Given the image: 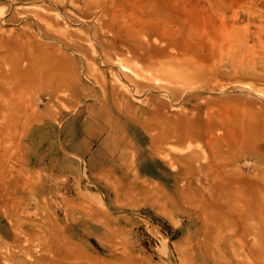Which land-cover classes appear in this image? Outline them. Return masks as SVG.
Listing matches in <instances>:
<instances>
[{"label": "rangeland", "instance_id": "rangeland-1", "mask_svg": "<svg viewBox=\"0 0 264 264\" xmlns=\"http://www.w3.org/2000/svg\"><path fill=\"white\" fill-rule=\"evenodd\" d=\"M75 2L87 13L73 16L68 7ZM175 2L185 13L196 15L199 44H203L198 54L204 63L202 76L212 87L196 94L202 116L214 125L209 136L219 135L225 124L249 117V106L258 111L264 109V75L261 76L264 0H168L169 6ZM150 3L149 0H0V79L5 75L12 83L16 82L13 99L32 105L8 110V118L0 119V132L10 133L0 150V241L10 240L9 233L24 227L33 243L46 240L66 253L67 257L61 260L64 264H189L190 246L199 236L196 230L204 220L202 210L214 206L219 211L229 206L227 199L216 206L210 200L218 193L226 196L227 192L218 188L198 186L197 190L182 191V199L174 203L168 199L173 188L158 176L136 172L129 164L126 169L115 170L102 161L103 156L129 162L135 151L149 147L150 138L143 146L133 144L130 133L107 131L108 110L99 109V104L89 97L78 102L63 95L56 107L45 96L35 105L43 92L36 84L27 87L24 81L19 82L22 79L14 72V67L23 66L27 55H32L30 44L35 40L51 42L39 35L36 13L57 16V27L73 36L90 37L96 25L90 14L99 12L104 5L113 6L117 19L130 25L135 22L132 14ZM53 42L72 60L79 58V54L60 42ZM230 79L234 81L227 83ZM85 85L92 87L88 82ZM148 93L163 95L154 90ZM132 101L139 103L134 98ZM183 101L177 102L175 108L170 107L169 112L184 108ZM87 104L94 108L87 109ZM160 133V140L166 138V134ZM256 133L257 129L253 134ZM250 138L233 165L250 185L233 195L258 208L261 241L253 243L249 232L255 217L252 208L247 216L232 223L230 218L213 215L218 217L215 219L207 213L210 217L207 222L215 229V240L222 239L223 245L231 244L242 228L246 229V244L260 246L262 264L264 171L255 146L261 138ZM237 147L233 152H238ZM173 150L166 144L157 152H150L149 158L163 157ZM246 159L248 164H243ZM187 179L195 181L190 175ZM0 264L4 263L0 260Z\"/></svg>", "mask_w": 264, "mask_h": 264}, {"label": "bare ground", "instance_id": "bare-ground-1", "mask_svg": "<svg viewBox=\"0 0 264 264\" xmlns=\"http://www.w3.org/2000/svg\"><path fill=\"white\" fill-rule=\"evenodd\" d=\"M149 1V6L132 14L135 22L130 25L117 19L113 6L108 8L104 5L99 12L90 14L96 20L90 37L73 36L66 29L57 27V16L45 17L42 13H36L39 35L51 42L35 40L30 44L33 53L27 55L23 66L14 67L16 77L22 79L19 82L24 81L27 87L36 84L43 92L35 105H39L45 96L56 107L63 95L74 97L78 102L89 97L99 104V109L108 110L107 131L130 133L133 144L138 145H145L150 138L149 147L135 151L129 162L125 159L118 161L114 156H103L102 161L110 163L115 170L126 169L129 164L136 172L158 176L173 188L168 199L174 203L182 199V191L197 190L198 186L227 192L226 196L218 193L210 199L215 206L217 202L227 199L229 206L225 209L217 211L214 206H207V210H202L204 220L196 230L199 236L190 246L189 264H261L260 246L246 244V229H239L240 236L233 240V244L223 245L222 239L215 240V229L207 221L210 215L215 219L230 218L229 223H232L243 215L247 216V211L252 208L255 217L249 232L253 243L261 241L258 208L233 195L234 192L248 189L250 185L243 173L233 165L235 160L239 161L243 145L248 144L247 138L254 136L261 138L255 146L264 171V109L258 111L249 106V117H242L239 123L225 124L221 127V134L209 136L214 125L202 116L196 94L212 89L209 80L202 76L205 75L201 71L204 63L198 54L203 44H199L196 15L193 12L185 13L176 2L169 6L168 0ZM68 9L73 16L87 13L76 2ZM68 18L71 22V14H68ZM81 20L85 18L81 17ZM53 41L79 54V58L72 60ZM101 66L106 69H101ZM4 76L0 79L1 120L8 118V110L32 107L30 103L22 104L13 99L16 82L12 83ZM230 81L234 80L230 79L224 84ZM85 82L92 87H87ZM152 90L160 91L163 95L148 93ZM133 98L139 103H133ZM181 99H184L183 107L186 109L169 112V108H175ZM86 108L94 106L87 104ZM227 116L223 119L227 120ZM255 124L257 126L254 128ZM151 129L155 132L151 133ZM256 129L257 133L253 134ZM161 131L166 134L162 140L159 138ZM9 134L8 130L0 132V150L8 141ZM166 144L174 148L171 153L149 158L150 152H157ZM237 145L238 152H233ZM229 155L235 157L230 158ZM248 161L244 160L243 164H248ZM188 175L194 177L195 181H189ZM216 176L219 178L214 180ZM262 236L264 238V232ZM8 237L10 240L0 241V249H3L0 260L4 264H64L61 260L67 257L51 242L44 240L33 243L27 228H18Z\"/></svg>", "mask_w": 264, "mask_h": 264}]
</instances>
